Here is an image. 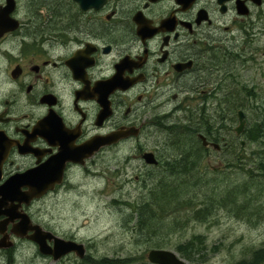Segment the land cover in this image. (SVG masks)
Listing matches in <instances>:
<instances>
[{
  "label": "flooded vegetation",
  "instance_id": "obj_1",
  "mask_svg": "<svg viewBox=\"0 0 264 264\" xmlns=\"http://www.w3.org/2000/svg\"><path fill=\"white\" fill-rule=\"evenodd\" d=\"M261 38L264 0H0V264H30L33 227L77 241L47 205L93 202L112 153L156 169L165 148L145 146L158 132L172 146L177 116L236 106ZM209 129L196 138L219 152ZM83 245L56 261L86 263Z\"/></svg>",
  "mask_w": 264,
  "mask_h": 264
},
{
  "label": "rangeland",
  "instance_id": "obj_2",
  "mask_svg": "<svg viewBox=\"0 0 264 264\" xmlns=\"http://www.w3.org/2000/svg\"><path fill=\"white\" fill-rule=\"evenodd\" d=\"M259 45L264 46L263 38L260 39ZM258 60L253 64V70L248 71L247 75H241L240 87L244 86V88L236 92L239 96L236 106L222 105L205 110L203 121H207L211 130H219L220 140L216 137L215 142H220L222 150L204 151L195 133L185 132L197 126L200 120L196 119L189 123L188 120L184 121L180 114L173 124L175 128L172 146H168V142L165 143L168 138L159 132L155 134L156 137L149 146H145L165 148L161 158L166 161L162 166L156 169L143 167L136 157L126 161L129 151L119 155L112 153L109 163L97 164L98 176L93 189L94 201L84 199L77 204L72 202L48 204L46 215L48 222L56 230L63 229L62 231L67 234L71 229H78L79 234L75 239L86 243L91 258H133L126 264H140L146 261L149 250L159 248L175 252L187 264H234L238 261L245 264H264V257L252 263L253 254L264 248V181L255 182L254 185L248 182L249 184L246 183L244 186L250 175L247 176L243 168L233 163L237 157H243L241 166L253 171L256 163L264 160L263 139L251 138L247 130L250 124L258 119L257 114L264 110V65L262 57L258 56ZM248 89H253V95L248 93ZM238 109L244 112L246 120L244 131L240 135L234 132V128L238 125ZM225 142L228 143V147L224 146ZM193 145L195 147L192 150ZM124 149L128 150V146ZM193 151L194 156H192ZM175 162L179 165H187L186 176L181 173L177 175L169 173L166 168ZM215 166H220V169L214 171ZM193 168L205 173L206 176L203 175V178L208 177L206 184L210 181L213 196H218L215 208L208 218L203 221L192 218L180 226L179 221L185 219L188 208L179 213L177 209L178 214H162V216L153 214L155 219L150 222V227L142 230L138 222L137 210L144 206L150 212L156 211L157 204H154L156 202L152 198L153 194L158 192L160 185L173 187L174 183L176 187L174 191L179 198H192L196 193L201 196L199 186L190 192L188 190L191 187L184 188L191 179L194 182L193 176H199L191 173L190 170ZM207 172L209 174H206ZM136 176L138 179L135 178ZM226 189L229 190L228 192L231 191L232 201L225 199L222 202V193L224 195ZM242 190L245 195L237 194ZM240 197L241 201H239ZM196 201L199 200H195L194 203ZM243 203L245 204L243 208L237 207ZM176 215L177 221L174 220ZM193 236H201L203 244L207 247L204 253L207 259L204 263L188 260L175 249L177 245L190 240ZM26 255L30 264H89L82 263L81 260H72L70 257L63 261H54L47 256H41L33 246Z\"/></svg>",
  "mask_w": 264,
  "mask_h": 264
},
{
  "label": "trees",
  "instance_id": "obj_3",
  "mask_svg": "<svg viewBox=\"0 0 264 264\" xmlns=\"http://www.w3.org/2000/svg\"><path fill=\"white\" fill-rule=\"evenodd\" d=\"M252 95H253V93H252ZM254 97L256 98V96H254ZM257 115H258V119L250 124L251 128L249 127V129H247L248 130V136H250L251 138L257 139V140L263 139V143H264V110H262ZM208 125L209 124H207V121L205 122V121H203L202 118H200V123L197 126H193L191 131L193 133L199 132L202 129H204L205 127H207ZM194 128H195V131L193 130ZM211 137L213 140L216 141V139H217L216 136L213 135ZM194 147H195L194 145L191 147L192 150L194 149ZM194 155H195V153L193 151L192 156H194ZM242 159H243V157H237V160L235 162H236V164L238 163L237 165L239 167L244 169L247 176L250 175L249 176L250 179L244 183V186L248 182H251L250 185H254L255 182H259V183L263 182L264 181L263 180L264 179L263 178L264 177V160H260L259 162H257L256 165L254 166L255 169L253 171H251V170H248V168L241 166L242 165ZM195 162H196V156H195ZM235 162H233V163H235ZM186 167H187V165L186 166L184 164L179 165L177 162H175V163H171L166 169L172 175L173 174L177 175V173L178 174L181 173L182 175L186 176V172H187ZM190 171L192 174L199 175V176H193L194 182H192V179H191L189 181V184H187L188 186L186 185L184 188L186 189L188 187L189 188L191 187L192 189L190 188V190H188V192H190L191 190H193L194 188L199 186V187H201V189L199 190L200 192H202L201 196L199 195V193H196L193 195L192 198H189V197L179 198L178 195L174 191V189H176V187L174 186V183H173V187H175V188L171 187L170 185H160L158 188L159 189L158 192L153 194V198H152V199H154V202H156L154 204H157V205H155L156 211L154 213H153V211L150 212L149 209L144 207V206H141L140 209L138 208V210H137L138 211V219H139V222L141 224L142 230L145 227L146 228L150 227V225H151L150 222L153 219H155L153 217V214H157L160 216H162V214L171 215V214L177 213V209H178V213H179L181 210H185V208H188V211H186V213H188V214L185 213L186 214V216H185L186 221H188L189 219H192V218L196 219V217H197L196 220H200V221L202 219L205 220L206 218H208L207 216H209L212 213V210L215 208L216 200H217L218 196H216V197L213 196V192L210 190L212 183H210V181H208V183L206 184L207 179L203 178V174H204L203 172H201V171L199 172L195 168L191 169ZM204 176H205V174H204ZM255 177H256V180H254ZM228 191L229 190H225L224 195L222 193V197H221L222 202L225 199H227L228 201H232L231 191L230 192H228ZM181 193H183V192H181ZM237 194L245 195V192L242 190L241 192H238ZM246 194H247V188H246ZM241 199L242 198L240 197L239 201H241ZM195 200H199V201H196V203H194ZM243 202L247 203L245 201H243ZM248 202H249V200H248ZM244 203L238 205L237 207L243 208L245 206ZM204 210H206V211L204 212ZM189 215H191V216L189 217ZM200 217H201V219H200ZM174 220L175 221L178 220L177 215L175 216ZM181 222L182 223H180V226L184 224L185 220H183ZM205 248H207V247L205 244H203L201 236H193L190 240H188L184 243H181L175 247L176 251H178L184 258H187L188 260H191V261H199L200 263H204L207 259V257H205V254H204L206 251ZM195 256L197 258H195ZM261 257H264V248L262 249V251L255 252L253 254L252 259L254 260V262H252V263H255L256 261L260 260ZM130 259L132 260L133 258L111 259V258H107V257H102L100 259L89 258L85 261H86V263H89V264L90 263H92V264H126L129 262ZM140 264H150V263L144 261V263H140ZM234 264H245V263L242 261H238Z\"/></svg>",
  "mask_w": 264,
  "mask_h": 264
},
{
  "label": "water",
  "instance_id": "obj_4",
  "mask_svg": "<svg viewBox=\"0 0 264 264\" xmlns=\"http://www.w3.org/2000/svg\"><path fill=\"white\" fill-rule=\"evenodd\" d=\"M238 125L235 128V132L240 134L243 131L245 125V116L243 111L239 110L237 112ZM202 144L206 146L208 141L203 135H200ZM110 142V139H108ZM100 144L104 143V140H99ZM215 150L220 149L218 143H209ZM243 145V142L241 143ZM144 158L148 164H156V160L153 157L152 153H144ZM219 167H214V170H218ZM33 235L30 239L37 243L39 247V252L46 256H51L53 260H58L63 255H66L70 252H75V254L82 258L85 254V248L83 243H78L73 240H65L60 237L54 236L53 234L46 232L44 233L39 228H32ZM53 239V245L49 246L46 243V239ZM147 260L151 264H187L183 259L179 258L177 254L171 250L154 248L147 253Z\"/></svg>",
  "mask_w": 264,
  "mask_h": 264
},
{
  "label": "bare ground",
  "instance_id": "obj_5",
  "mask_svg": "<svg viewBox=\"0 0 264 264\" xmlns=\"http://www.w3.org/2000/svg\"><path fill=\"white\" fill-rule=\"evenodd\" d=\"M254 95H255V94H254ZM238 110H239V109H238ZM233 114H234V113H233ZM233 116H234V115H233ZM234 117H235V116H234ZM202 119H204V117H203ZM194 123H195V122H194ZM196 124H197V123H196ZM205 124H206V123H205ZM184 129H185V128H184ZM210 129H211V128H210ZM210 129H209V130H210ZM193 130L195 131V128H194ZM198 133H199V132H198ZM210 133H211V132H210ZM197 135H198V134H197ZM210 135H211V134H210ZM195 136H196V135H195ZM261 142H262V141H261ZM201 144H202V143H201ZM262 144H263V142H262ZM260 146H261V143H260ZM198 150H199V149H198ZM200 153H201V151H200ZM200 156H201V155H200ZM238 160H239V159H238ZM198 162H199V161H198ZM235 163H236V162H235ZM237 164H238V163H237ZM234 165H235V164H234ZM182 170H183V169H182ZM199 172H200V171H199ZM204 172H205V171H204ZM204 174H205V173H204ZM204 174H203V175H204ZM206 174H209V173L207 172ZM201 176H202V175H201ZM205 176H206V175H205ZM207 176H208V175H207ZM227 176H228V175H227ZM203 177H204V176H203ZM261 177H262V176H261ZM207 178H208V177H207ZM207 178H206V179H207ZM263 178H264V177H263ZM168 179H169V178H168ZM227 179H228V178H227ZM207 180H208V179H207ZM211 180H212V179H211ZM260 180H261V179H260ZM263 180H264V179H263ZM231 181H232V180H231ZM231 184H232V183H231ZM227 189H228V188H227ZM227 189H226V190H227ZM126 202H127V201H126ZM131 203H132V202H131ZM131 203H130V205H131ZM126 204H127V203H126ZM128 204H129V202H128ZM132 204H134V202H133ZM199 205H200V204H199ZM128 206H129V205H128ZM133 206H134V205H133ZM130 207H131V206H130ZM200 207H201V206H200ZM202 207H203V206H202ZM125 208H126V207H125ZM127 208H128V207H127ZM134 210H135V209H134ZM134 210H133V211H134ZM197 210H198V209H197ZM199 210H200V209H199ZM202 211H203V210H202ZM205 211H206V210H204V212H205ZM197 213H198V212H197ZM194 214H195V213H194ZM202 214H203V213H202ZM200 215H201V214H200ZM130 216H131V215H130ZM190 216H191V215H189V217H190ZM201 216H202V215H201ZM207 217H208V216H207ZM134 219H136V218H134ZM196 219H197V217H196ZM196 219H195V220H196ZM200 219H201V217H200ZM204 219H205V218H204ZM206 219H207V218H206ZM137 220H138V219H137ZM184 220H185V222H186V219H184ZM189 220H190V219H189ZM202 220H203V219H202ZM202 220H201V221H202ZM181 221H183V220H181ZM138 222H139V220H138ZM185 222H184V223H185ZM189 222H190V221H189ZM179 223H182V222L179 221ZM176 225H177V224H176ZM173 226H175V225H173ZM173 228H174V227H173ZM157 246H158V245H157ZM243 258H244V257H243ZM248 263H249V262H248Z\"/></svg>",
  "mask_w": 264,
  "mask_h": 264
}]
</instances>
